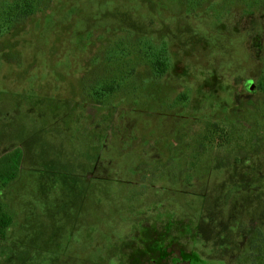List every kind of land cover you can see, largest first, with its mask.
<instances>
[{
	"label": "rangeland",
	"instance_id": "374dc122",
	"mask_svg": "<svg viewBox=\"0 0 264 264\" xmlns=\"http://www.w3.org/2000/svg\"><path fill=\"white\" fill-rule=\"evenodd\" d=\"M14 2L0 0V155L21 148L23 162L0 191L13 216L0 264H118V244L130 242L120 250L132 258L139 240L165 237L166 212L182 209L178 222L190 230L234 224L220 210L240 219V188H264V93L245 83L261 74L264 0H37L13 23L4 16ZM141 41L166 49L164 74L142 59ZM113 80L115 91L94 93ZM209 120L231 128V141L211 148L193 183L166 184ZM40 162L47 174L37 180ZM244 162L255 166L249 183L231 187L224 169ZM239 222L220 236L248 242L259 222ZM197 237L180 238L187 246L206 234ZM204 251L264 264L243 243Z\"/></svg>",
	"mask_w": 264,
	"mask_h": 264
},
{
	"label": "flooded vegetation",
	"instance_id": "af4514ba",
	"mask_svg": "<svg viewBox=\"0 0 264 264\" xmlns=\"http://www.w3.org/2000/svg\"><path fill=\"white\" fill-rule=\"evenodd\" d=\"M262 53H263V57L261 58V62H262L261 70H260L261 74H259V78L262 76L264 72V51H262ZM248 81L252 83V90H249L250 84L247 83V81L245 82L246 85H249L248 86V92H250L249 94L257 93L258 91L262 92L258 88V81L256 83H253L252 80L250 79ZM253 85H254V89H253ZM220 123H223L226 126L224 122H220ZM229 130L231 131V128ZM198 136H199V133L196 136H192L190 137V139H187V142H189L190 144L187 150L185 151L186 155L183 158L184 160L182 161V163L184 161L186 162L184 165V170L182 167L176 168V170L180 169V173L178 172L176 173L175 171L173 173L174 176L171 178H168L167 181L165 182L166 184H169V185L170 184H182L183 185V184H191L194 182V180L196 179L194 178V176H196L197 171L203 161V158L207 155V154L203 155L202 160L199 161L198 150L200 146L196 144V141L198 140ZM26 141H28V139H23L22 143ZM20 143H21V140H20ZM14 150L12 151L9 150V151L4 152L2 155H0V158L8 153L13 152ZM211 150L213 149L209 148L208 153ZM22 162H23V152L21 149V160L18 166V170H19V167H21ZM47 164H50V163H47ZM43 165H45L44 162H40L36 170L40 169V171H42L41 166ZM167 167L168 166L165 164H163L162 166L163 169H167ZM237 167L239 168V170H237V168H235L232 165L229 167V169H226V168L224 169L225 173H227L224 175V178H225L224 181L226 182L229 181L231 187L236 186V184L243 185V184L249 183L248 181L251 179L250 175L255 170L254 165L248 164L246 162H244L243 167L241 166V163ZM263 168H264V165H260V169H263ZM11 174H13V172L7 171L6 177L9 178ZM44 174H47V173L42 171V173L37 174L38 176L37 175H35V177L33 176V178L38 180L39 177ZM15 176H16V173H15ZM18 176H19V171H17V176L15 177V179L10 180V181L8 180L4 184L0 185V191L3 193L7 187L11 186L13 182L17 180ZM263 179L264 178H261V180ZM227 186H229L228 183H227ZM80 190H81V187H78L77 184H75L76 193L79 192V194H84V193L88 194V191H89L88 189H87L88 191H80ZM179 191L180 190H176V192H179ZM240 191H243V194L241 196V198L243 199V202L240 205L241 209L239 210V212L241 213L239 214L241 222H242L241 228L250 227L252 225L250 222H248L250 217L255 216L257 218V221L259 222V224H257L256 226L252 228L253 230L252 236L248 242H242L243 240L232 241V236L230 239L228 237L220 236L221 235L220 232H222L223 230L227 234H232V232H235L234 231L235 227H238L240 223L239 222L240 219L238 218V215H234V212L238 210L234 209L233 213L231 209L220 210V213H225V217L228 218V220H230L231 222H234V224H232L231 226H227L224 228L219 227L218 229L213 225H211L210 227L206 225V226H202L201 228L200 226H198L197 228L190 230L191 229L190 226H187L186 224L182 225L180 224V222H178L177 215L178 214L181 215V211H182V209H178V213H175L174 211H172V214H169V212L165 213V216L170 215L168 216L170 218H167L162 221L164 228L161 234L163 236L165 235V237L163 238L158 237L157 243H155V241H152V242L150 241L148 244V242L146 241L145 244L141 246V248H140V243H139L140 240H139L137 243L138 248L134 250L135 257L128 258L126 256H130L131 254H127V255L121 254V250L123 247L129 246L133 248L130 242H124V243L118 244L117 252L115 253L116 255L120 256L118 258V264H122L123 259L127 261V264H225V262L218 259L217 256H214V257L204 256V252H205L204 250L217 249V250H222L223 253H226V250L235 248L236 246H240L242 245V243L251 248V255L256 256V259L264 258V188H262L259 192L257 191L251 192L248 188L241 187ZM43 193L45 194L44 188H43ZM250 193L252 195H255V198L253 199L250 198L249 196ZM1 200L5 201L4 199H1ZM246 204H250L248 208L245 207ZM189 205L190 204H187L188 207ZM187 206H186V209L188 208ZM180 207L183 208V204ZM244 209H245L246 214L242 213ZM75 213H76V216L81 213L80 205L77 206V209H75ZM244 217H246L247 222H245ZM193 218L197 219L196 217H193ZM141 225L142 223L137 222L136 220L134 223V228L140 229ZM174 228L177 229V235L167 240V236H170L172 234ZM8 232H9V228H8ZM41 233L39 232V236ZM186 233L198 234V237L204 236L206 234L205 241L201 242V241H196V240L191 239L188 245L184 246L183 243L186 241L182 240L180 237ZM233 235H236V234H233ZM39 236H36V240L39 239ZM7 237H9V235L6 236L5 240L1 243L0 247H2L4 243L7 242ZM34 238H35V234L33 236V239ZM249 242H251L250 245H249ZM170 247H172V249ZM247 254L248 253H246V255ZM139 255H145V256L139 257ZM230 255L233 256V253L232 254L230 253ZM241 255L242 254H235L234 257L236 256L240 257ZM147 256L150 259H148Z\"/></svg>",
	"mask_w": 264,
	"mask_h": 264
},
{
	"label": "trees",
	"instance_id": "16d2710c",
	"mask_svg": "<svg viewBox=\"0 0 264 264\" xmlns=\"http://www.w3.org/2000/svg\"><path fill=\"white\" fill-rule=\"evenodd\" d=\"M193 0H190V2ZM35 2L37 0H15L13 5L8 7L9 12L5 18H8L11 22H16L21 19H25L35 12L36 6ZM5 8V7H4ZM2 15L5 14V9L2 11ZM6 23V21H5ZM3 24L0 26V31ZM139 51L142 55L143 60H147L156 75L160 76L164 74L168 68V54L165 48L156 49L151 46L149 42L141 41L139 44ZM119 83L116 80L95 89V94L102 97L103 95H108L112 91H115ZM258 88L264 92V72L258 80ZM186 96L182 94L181 99ZM230 130L223 123L217 121H207L206 127L200 132L196 144L200 146L198 150L199 161L202 160L203 155L208 153L209 148L224 146L227 142L231 141ZM21 160V149L16 148L13 152L8 153L0 158V185L4 184L6 181L15 179L17 176L18 166ZM13 172L8 177H6V172ZM16 173V176H15ZM13 221L12 212L6 203L0 202V245L5 240L8 235V227Z\"/></svg>",
	"mask_w": 264,
	"mask_h": 264
},
{
	"label": "water",
	"instance_id": "95a60500",
	"mask_svg": "<svg viewBox=\"0 0 264 264\" xmlns=\"http://www.w3.org/2000/svg\"><path fill=\"white\" fill-rule=\"evenodd\" d=\"M248 83L250 84L249 90H252V83H250V81H248Z\"/></svg>",
	"mask_w": 264,
	"mask_h": 264
}]
</instances>
